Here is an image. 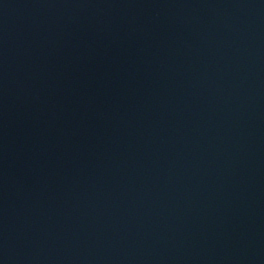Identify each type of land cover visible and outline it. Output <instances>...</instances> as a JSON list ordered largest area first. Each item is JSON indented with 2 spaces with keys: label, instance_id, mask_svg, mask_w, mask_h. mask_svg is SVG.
Instances as JSON below:
<instances>
[{
  "label": "water",
  "instance_id": "obj_1",
  "mask_svg": "<svg viewBox=\"0 0 264 264\" xmlns=\"http://www.w3.org/2000/svg\"><path fill=\"white\" fill-rule=\"evenodd\" d=\"M0 264H264V0H0Z\"/></svg>",
  "mask_w": 264,
  "mask_h": 264
}]
</instances>
